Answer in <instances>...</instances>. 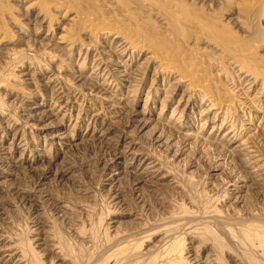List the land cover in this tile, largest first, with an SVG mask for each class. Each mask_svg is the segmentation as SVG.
<instances>
[{"label":"rangeland","instance_id":"rangeland-1","mask_svg":"<svg viewBox=\"0 0 264 264\" xmlns=\"http://www.w3.org/2000/svg\"><path fill=\"white\" fill-rule=\"evenodd\" d=\"M135 2L131 16V10H127L125 17L131 23L125 20L129 31L125 30L130 34L139 31L141 39L149 37L146 42L158 54L181 51L185 57H178L177 66L182 70L175 74L151 68L136 87L126 83L119 92L109 89L103 95L95 88L107 84L103 82L105 75L102 70L93 74L95 55L102 54L103 48L83 27L86 22L81 20L72 29L70 13L60 12L58 0H0V142L15 147L11 152L2 150L4 160H19L23 150L20 146L27 145L22 164L12 169L14 174L0 169L1 244L15 245L10 250H18L19 255L25 250L27 256L23 259L28 264H154L163 251L165 259L158 260L160 264L171 261L167 253L179 262L183 259L182 264H192L190 255L204 260L211 254V264H264V0L239 1V8H233V0ZM70 5L83 17V12L90 14L95 5L111 8L99 12L101 17L117 14L123 18L113 11L121 9L119 5L129 7L116 0H73ZM33 11L42 17L33 16L27 21L24 15ZM68 31L69 45H56L60 35H68ZM118 41L109 42L108 50H120ZM141 48L144 50L133 47V63L128 71L144 62L143 55L138 56ZM233 59L240 66L233 67ZM240 67L259 79V85L245 89L236 76ZM78 70L83 73L82 82L72 76ZM54 74V84L62 87L72 103H67L66 96L56 105L59 96L45 84ZM164 86H171L168 92L173 88L170 96L165 94ZM151 89L155 97L147 100ZM183 94L191 97L192 111L184 114L186 122L190 117L193 127L188 135L213 140L217 147L201 145L200 141L187 144L177 138L167 142L169 149L155 147L148 129L141 131L131 125L141 112L149 111L153 124L164 125L168 135L169 127L174 125L170 122L175 123L179 117L176 109L188 105L180 100ZM113 96L129 103L117 101L119 108L111 109ZM33 99L39 104H33ZM31 104L42 106L49 116L46 123L52 128L43 129L42 123L36 126L25 119L22 113ZM207 105L212 109L207 114H215L216 122L204 123ZM5 123L9 129L6 134ZM232 123L235 131L230 135H237L234 144L222 138L224 129H231ZM16 131L17 147L13 140ZM61 132H67L69 144L76 146H54L47 139V135ZM242 141L239 149L243 152H234ZM129 144L137 151L116 159L112 151L124 155ZM229 148L232 157L224 159ZM243 153L255 155L261 162L252 160L246 167L240 160ZM109 157L117 160L112 169L93 165ZM145 159L146 164L153 163L149 171L157 169V177L148 175ZM47 161L53 171L38 178ZM253 161L256 167L262 164L261 175L251 172L256 168ZM65 164L71 170L58 178L56 168ZM122 170L127 173L116 174ZM115 174L116 179H111ZM138 176L150 183L135 186L133 180ZM234 183L242 185L239 192L233 191ZM36 222L45 224L36 229Z\"/></svg>","mask_w":264,"mask_h":264},{"label":"bare ground","instance_id":"bare-ground-1","mask_svg":"<svg viewBox=\"0 0 264 264\" xmlns=\"http://www.w3.org/2000/svg\"><path fill=\"white\" fill-rule=\"evenodd\" d=\"M57 0H55V2H56ZM72 2H73V0H71ZM164 1V0H163ZM203 1V0H202ZM221 1V0H220ZM235 3V5H234V7L233 8H236V6H238L239 5V1H243V0H233ZM245 1V0H244ZM72 2H69L68 0H58V3H56L57 4V8L58 9H60L61 11L60 12H62L63 14H64V11H66V13L67 12H69L68 14H69V16H68V18H69V23L70 22H72V29L73 28H75V26H76V24H78L81 20H83L84 22H86L85 23V25L83 24V27H85L87 30H88V32L92 35V37H93V39L96 41V45H98L99 44V47H100V45H101V47L103 48V50H101V52H103L102 54H98V55H95L96 56V59L94 60V61H96V64L94 63V71H93V74H94V72H99V70H102V75H105V81H103V82H107V84L105 85V84H101V85H99V86H97L96 88H95V90H99V92H100V94L102 93L103 95H104V93L105 92H110V91H108L109 89H111L112 91H116V92H119L120 90H121V87L122 86H124V87H126V83H128V85L129 84H131L132 83V85H134L133 87H136L135 86V84H141L140 82H143L144 81V79H145V75H147V72L151 69V68H153V70H154V72L155 71H157V70H160V69H163V70H165V69H168V70H170V73H171V71L172 72H174L175 74L177 73V71H179V70H182V69H180V68H178V66H177V62L179 61V58L178 57H183V53L181 54V51H176L177 53L174 55V54H169L168 52V54L167 53H161L160 52V54H158L157 53V51L155 50V48L153 47V46H151V45H149L147 42H146V39H148L149 37H147V36H145L144 35V37L141 39V38H139L138 37V34L140 33L139 31L138 32H136V33H131L130 34V32H127V31H129V30H127L128 29V24H126L125 23V20L129 23L130 22V20L127 18V17H125L126 15H128L127 14V12L128 11H130V16L132 15V13H133V9L131 8V7H134V6H136V2H135V0H116V2H120V4H122V3H126V4H128L129 5V7H124L123 5H119V7H121V9H119V10H117V11H115L114 10V8H113V12H118L119 13V17H123V18H118V17H116L117 16V14H116V16L114 17V15L115 14H112V15H110V12L108 11V13H109V15L111 16H104V17H101V15L99 16L98 14H99V12L100 13H102V12H104V11H106V10H108V9H111L110 7L107 9V7L106 6H102L101 8L99 7V8H95V5H94V8H92L91 9V13L89 14V13H87V12H83L84 13V17H83V15H81V14H79V12H80V10H79V8H78V10H79V12L76 10V12L75 11H73V8L71 7L72 5H70ZM248 2V1H247ZM222 3V2H221ZM56 4H55V6H56ZM114 5V4H113ZM248 5V4H247ZM250 5V4H249ZM247 6V7H250V6ZM81 6V5H80ZM79 6V7H80ZM83 6H84V4H83ZM110 6V5H109ZM113 7H117V6H113ZM231 7V6H230ZM76 8V7H75ZM74 8V9H75ZM238 8H239V6H238ZM56 9V8H55ZM98 9V10H97ZM83 10H85V9H82L81 11H83ZM96 10V13H94V12H92V11H95ZM128 10V11H127ZM141 10H143V9H141ZM234 10V9H233ZM59 11V10H58ZM75 12V13H74ZM56 13V12H55ZM58 13V12H57ZM107 13V14H108ZM244 13V12H243ZM246 13V12H245ZM1 14V13H0ZM96 14V16H94ZM230 14V13H229ZM42 15L43 14H41L40 12H37V11H33V12H29V14L28 15H24V17H25V19L27 20V21H30V20H32V17H33V19L34 18H36V19H40L41 17H42ZM61 16H63L62 14H61ZM65 16V15H64ZM129 16V17H130ZM2 17V16H1ZM1 17H0V19H1ZM99 17H100V19H99ZM144 18V17H143ZM45 18H43V20L42 21H44L45 22V20H44ZM54 19H55V17H54V15L51 17L50 16V22H49V24L51 23L52 24V22L54 21ZM118 19V20H117ZM237 19L238 18H236L235 20L237 21ZM10 20V19H9ZM101 20V21H100ZM21 21V20H20ZM163 21H165V20H163ZM83 22V23H84ZM26 23V22H25ZM100 23H102V25H100ZM131 23V22H130ZM48 24V25H49ZM50 24V25H51ZM237 24V23H236ZM80 25H82V23H80ZM133 25V24H132ZM238 25H240V21H238ZM2 26V25H1ZM52 26V25H51ZM135 26V25H134ZM43 27V26H42ZM69 27V28H70ZM78 27V26H77ZM76 27V28H77ZM41 28V27H40ZM70 28V29H71ZM79 28V27H78ZM82 28V27H81ZM166 28V27H165ZM63 29V31H64V28H62ZM85 29V30H86ZM127 31H126V30ZM51 30V29H50ZM69 30V29H68ZM75 30V29H74ZM74 30L72 31V33H74ZM78 30V29H77ZM76 30V31H77ZM81 30V29H80ZM54 31V30H53ZM70 31V30H69ZM69 31L68 32H66L67 34L69 33ZM82 31H83V29H82ZM87 32V31H86ZM88 33V34H89ZM115 33H117V34H115ZM144 33H145V31H144ZM69 34H71V33H69ZM68 34V35H69ZM87 34V33H86ZM87 34V35H88ZM68 35H65V33L63 34H61L60 35V41L58 42V43H56V45L57 44H59V45H61V46H63L64 47V45H69V44H67L66 42H68L69 43V40H67V39H70V35L68 36ZM50 38V37H49ZM118 40H120V41H118ZM113 41H115V42H119V48H120V50H118L117 48V51H115L114 50V52L113 51H110V50H108V48H110V45H109V42H113ZM45 43H47V42H45ZM70 43H71V41H70ZM91 43V42H90ZM55 44V43H54ZM54 44H53V46H54ZM63 44V45H62ZM118 44V43H117ZM72 45V44H71ZM57 47V46H56ZM87 47V46H86ZM133 47H143L144 48V50L141 48V51L139 52V54H138V56L139 55H143L142 57H144V62H140L141 64H139V66L136 68V69H133L132 71H128V68H129V66L133 63V57H134V55H133V51L132 50H134L133 49ZM59 48V47H58ZM62 49H64V48H61V50ZM96 49V48H95ZM65 50H66V48H65ZM92 51V50H91ZM135 51V50H134ZM68 52V51H67ZM130 52V53H129ZM53 53V52H52ZM90 53V52H89ZM100 53V52H99ZM138 53V52H137ZM54 55L53 56H55V53H53ZM95 54V53H94ZM112 54V55H111ZM126 54H127V56H128V58H126ZM115 56H117V58L118 59H116L115 58ZM181 57V58H182ZM185 57V56H184ZM183 57V58H184ZM136 59V58H135ZM229 61V60H228ZM227 61V62H228ZM232 62H230V64L231 65H233V67H235V68H237L238 66H240V65H238L236 62L238 61H236V62H234V59L233 60H231ZM135 62H136V60H135ZM239 63V62H238ZM241 64V63H240ZM20 65V64H19ZM245 66V65H244ZM80 70V69H79ZM76 71V73H75V75H72L73 76V78L75 79V81L76 82H82V80L84 79V76H83V73H81L80 71ZM162 70V71H163ZM168 70H165V71H168ZM233 70V69H232ZM235 70V69H234ZM233 70V71H234ZM237 70V72H238V74L236 75V76H239V79H241V81L243 82V86H244V88L245 89H247V90H249L250 88H253V87H255V86H257V85H259V83H258V81H259V79H258V81H257V78L256 77H254V76H252L248 71H247V69L246 68H244V69H242V67H240V68H238V69H236ZM246 70V71H245ZM232 71V72H233ZM19 72V71H18ZM25 72H27V71H25ZM152 72V71H151ZM30 73V72H29ZM96 73V74H97ZM158 73V72H157ZM156 73V74H157ZM179 73V72H178ZM25 74H27V73H25ZM33 75V74H32ZM98 75V74H97ZM254 75V74H253ZM24 76V75H23ZM96 76V75H95ZM164 76V75H163ZM173 76V75H172ZM235 76V75H234ZM154 77H156L157 78V75L156 76H154ZM257 77H258V75H257ZM25 78V77H24ZM85 78H87V76L85 77ZM152 79V81L153 80H157V79ZM189 78V77H188ZM235 78H237V77H235ZM31 79H33V78H31ZM55 79H56V77H55V74L52 76V77H49V79L47 80V83H45V84H47V86H48V88L50 87V88H52V94L53 95H56L58 98H59V100L58 101H60V103L57 101L56 102V105L57 104H61L62 102H64V99L66 98V96H68L67 94H66V92L64 93V91H63V89H62V87L60 86V87H58L59 86V84H54V82H55ZM89 79V78H88ZM185 79V78H184ZM186 79H187V77H186ZM261 79V78H260ZM58 80V79H57ZM189 81H190V79H188ZM261 80H263V79H261ZM25 81V80H24ZM28 81V80H27ZM30 81V80H29ZM237 81V80H236ZM154 82V81H153ZM183 82V81H182ZM260 82V81H259ZM60 83V82H59ZM163 83V82H162ZM166 83V82H165ZM191 83V82H190ZM239 83V82H238ZM61 84V83H60ZM87 84V83H86ZM164 84V83H163ZM167 84V83H166ZM169 84V83H168ZM187 84V83H186ZM240 84V83H239ZM263 84H264V82H263ZM262 84V85H263ZM108 85V86H107ZM132 85H130V86H132ZM116 86V88L114 89V87ZM179 86V85H178ZM240 86V85H239ZM242 86V85H241ZM242 86V87H243ZM264 86V85H263ZM128 87V86H127ZM133 87L131 88V89H133ZM151 87V86H150ZM165 87V86H164ZM169 87H171V86H169ZM169 87L167 88V86L165 87L166 89H164L165 91V94L166 95H168V96H170V94L171 93H173L172 91V89L173 88H171V90L168 92V89H169ZM174 87V86H173ZM242 87H240V88H242ZM89 88V87H88ZM130 88V87H129ZM128 88V89H129ZM160 88H162V87H160ZM204 88V87H203ZM44 89V88H43ZM130 89V90H131ZM200 89V88H199ZM260 89V88H259ZM93 90V89H92ZM155 90V89H154ZM245 91V93L246 92H248V91ZM48 91V90H47ZM129 91V90H128ZM163 91V90H162ZM198 91V90H197ZM233 91H235V90H233ZM239 91V90H238ZM241 91H244V89L243 90H241ZM81 92V91H80ZM91 91H89V93H90ZM131 92H132V90H131ZM149 92H150V95L151 96H149V95H147V100H149V99H151L152 98V96H154L155 97V94L153 93V90L151 89V90H149ZM157 93L156 94H159V93H161L160 91H156ZM168 92V93H167ZM240 92V91H239ZM258 92V91H257ZM256 92V93H257ZM260 92V91H259ZM263 92V91H262ZM50 93V94H51ZM88 93V92H87ZM200 93V92H199ZM244 93V94H245ZM52 94H51V96H52ZM111 94V93H110ZM102 95V96H103ZM113 95V94H112ZM165 95V98H168L167 96ZM197 95V94H196ZM208 95V94H207ZM241 95V94H240ZM188 96V95H187ZM187 96H184V94H183V96L181 97V101H184V102H187V104L188 105H186L182 110H181V108H179V109H176V111H175V113L177 112V115H179V117H178V120L175 122V123H173V122H170V123H172V124H174V125H172V126H170L169 127V134L167 135V134H165V130H167L168 128H166L165 129V126L164 125H162L161 123H158V122H156L155 124H153L154 122H153V120L152 119H150V115H149V111L148 112H145V111H143V112H141L140 114H139V116L138 117H136V118H134L133 119V121H131L132 122V124L131 125H133L134 127H136V128H140V130L142 131V130H145V129H148V131H149V133H150V139L152 140V142L154 143V146L155 147H159V148H165V149H169V140H174L175 138H177L178 140H183V141H186V142H188L187 144H191V143H193V142H198V141H200V143H201V145H204V146H214V147H217V145L216 144H214L213 143V140L210 142H208V141H203V140H201V139H199V138H196V139H194L192 136H189L188 134H190L191 132H188L189 131V129L190 128H193V127H191V125H192V122H191V120H190V117H189V119L187 120V122H186V119L187 118H185L184 117V114H185V112L186 111H190L191 110V106H190V98L188 97L187 98ZM106 97V96H105ZM104 97V98H105ZM197 97V96H196ZM201 97V96H200ZM31 98H33V97H31ZM30 98V99H31ZM76 98V97H75ZM107 98V97H106ZM111 98H113V99H115V100H113L114 101V104L118 101V102H120V103H122L123 105H126V103H129V102H126V101H124V100H122L121 98H116L115 96H113V97H111ZM25 99V98H24ZM23 99V100H24ZM74 99V98H73ZM200 99V98H199ZM203 99H204V96H203ZM28 100V99H27ZM134 100L135 99H133L131 102L133 103L134 102ZM211 100V99H210ZM218 100V99H217ZM128 101V100H127ZM130 101V100H129ZM213 101V100H212ZM73 102V100H72V98L71 97H69L68 96V100H67V103H72ZM163 102H164V100H163ZM38 102H37V99H33V104H37ZM148 103V102H147ZM146 103V104H147ZM179 103H180V101H179ZM33 104H31V105H29V106H27V107H25V112L24 113H22V115H24V117H25V119H27V121L28 122H32L33 124H35L36 126H38L39 124H41L42 125V128L43 129H47V128H52L53 127V125L51 124V123H46V121L48 120V114L47 113H45L44 111H42V106L41 105H39L38 107H34L33 106ZM39 104V103H38ZM42 104V103H41ZM112 105V104H110V108L111 109H114V108H119L118 106H116V104L115 105ZM193 104V103H192ZM210 104V103H209ZM211 105V104H210ZM210 105H207V107L208 108H204V110H203V114H206V120L204 121V123H206L207 122V120H209V121H214V122H216V118H217V116L215 115V114H213V116H211V114H207L208 113V111H210V110H212L211 109V106ZM66 106V105H65ZM163 107V106H162ZM189 107V108H188ZM61 108H63V107H61ZM178 110V111H177ZM173 111V112H174ZM192 111V110H191ZM201 111V110H200ZM213 113V112H212ZM193 114V113H192ZM228 114V113H227ZM226 114V115H227ZM215 115V116H214ZM232 115V114H231ZM159 116V115H158ZM228 116V115H227ZM183 117H184V120H183ZM201 118V117H200ZM229 119V118H228ZM217 120H219V119H217ZM4 121V120H3ZM159 121V120H158ZM7 122V121H6ZM225 123V122H224ZM235 123V122H234ZM6 124V126H5V130H6V132H5V134L7 133V131L9 130V129H7V123H5ZM32 125V124H31ZM224 125H226V124H224ZM232 125H233V123H232ZM235 124L232 126V128L231 129H229V130H226V129H224L225 130V132L223 133V135H222V138H225V141H226V139H227V141H229V142H233V144H234V142H235V138H237L236 136V133L235 134H233L232 136L230 135L233 131L232 130H234L235 129ZM175 129V130H173V129ZM52 129H49V132L51 131ZM177 130H179V131H177ZM185 131H187V132H185ZM235 131V130H234ZM52 132V131H51ZM3 133H4V131H3ZM196 133V132H195ZM17 134V131H16V133H14V137H13V140H14V143H15V146L17 147V139H18V135H16ZM192 134V133H191ZM236 135V136H235ZM2 136H5V135H2ZM251 137V136H250ZM47 139H49L51 142H52V145H54V146H66V145H70L69 147L70 148H72L73 146H76L75 144H69V141H70V137H69V134L67 133V132H61V133H58V134H49V135H47ZM206 139V138H205ZM22 140V139H21ZM95 140V139H94ZM93 140V141H94ZM98 139H96V141H97ZM210 140V139H209ZM224 140V139H223ZM245 141V140H244ZM167 142H168V144H167ZM247 142V141H246ZM21 143H23V141L21 142ZM152 143V144H153ZM215 143H217V142H215ZM220 143V142H219ZM226 143H228V142H226ZM221 144V143H220ZM166 145V146H165ZM223 145V144H222ZM243 145V141L239 144H237L236 145V147H234L235 149H234V152H243L242 151V149H239L241 146ZM244 145H246V144H244ZM19 146V145H18ZM26 144L24 143L23 144V146H20L21 147V149H23L22 150V153H21V156H20V159L19 160H7V161H5L4 160V158H5V154H4V152L2 151V150H6V149H8L10 152L11 151H15V147L14 146H9V147H5L3 144H2V142H0V169H2V170H6L5 172H9V173H11V174H14L13 173V171H12V169L13 168H15V167H17V166H19V165H21L22 164V160H24V158L25 157H23V152H25V150H26ZM72 146V147H71ZM23 147H25V148H23ZM243 147V146H242ZM256 147V146H255ZM66 148V147H65ZM126 148H129V150L128 151H124V155L122 154V153H115L114 151H112L113 153H114V155H115V158L116 159H119L120 157H127V156H129L128 155V152H130V151H132L131 152V154L133 155V152L135 153L136 151H137V149H136V147H134L133 145H128V147H126ZM228 148V147H227ZM246 148V147H245ZM14 149V150H13ZM135 149H136V151H135ZM233 149V148H232ZM236 150V151H235ZM246 150H248L247 152L249 153V152H251L248 148H246ZM69 151H71V149L69 150ZM229 151H230V148H229ZM6 152V151H5ZM220 152V151H219ZM258 152V151H257ZM248 153H243V158H241L240 160H242L243 161V163L246 165V167L248 166V165H250L251 163H252V160H255L256 162H258V163H260L261 162V160L260 159H256V158H258L257 156H256V158H255V155L253 156H249V154ZM9 154V153H8ZM105 154V153H104ZM231 154H233V152L231 153V151L230 152H224V155H226L225 156V158L224 159H228V157H230L231 156ZM240 154V153H239ZM253 154H254V152H253ZM256 154V153H255ZM236 155V154H235ZM150 156V155H149ZM237 156V155H236ZM99 157V156H98ZM104 157V156H103ZM232 157V156H231ZM11 158V157H10ZM107 158V157H106ZM260 158V157H259ZM98 159V158H97ZM230 159V158H229ZM96 160V159H95ZM93 161V160H92ZM12 162V163H11ZM145 162V164H146V162H147V159H145V160H143V163ZM254 162V161H253ZM93 163V162H92ZM95 164H93L97 169L102 165V168H100V169H112L116 164H117V160H113L112 158H108V159H98V161L97 162H94ZM257 163V164H258ZM47 165H46V167L44 168V170H43V172H40V174L38 175V178H42V177H44V176H47V174H49V173H51L52 171H53V168L51 167V165H49V162L47 161V163H46ZM256 163L254 162V164L253 165H255ZM89 165H91V164H89ZM261 165L262 164H260V166H257L256 167V165L255 166H253V167H256L254 170H252L251 172H254L255 173V175H259L260 173V171L262 170V168H261ZM92 166V165H91ZM154 165H153V163L152 162H149V163H147L146 164V168L145 169H147L148 171H147V173H148V175H151L152 177H157L158 176V172H157V169L156 170H154V171H149V169L150 168H152ZM264 165H262V167H263ZM251 168V167H250ZM69 170H71V166L70 165H68V164H65V165H63V166H59V167H57L56 168V171H55V174L58 176V178H62L63 176H66V172H68ZM250 172V171H249ZM124 173H127V172H125V170H122L121 172H118V173H116V174H119V175H122V174H124ZM111 175V179H113V180H115L116 179V176L117 175ZM251 174V173H250ZM241 175V174H240ZM252 175V174H251ZM254 175V174H253ZM261 175V174H260ZM263 176H264V174H263ZM165 177V176H164ZM244 177H246V175L244 176ZM253 177V176H252ZM256 177V176H255ZM45 178V177H44ZM242 179H243V177H241ZM240 178V179H241ZM258 178V177H257ZM159 179L160 180H162V177L160 178L159 177ZM234 179V178H233ZM255 179V178H254ZM149 179H147V180H145V179H143V178H141V176H138V177H136L134 180H133V183H134V185L135 186H137L139 183H141V182H146V181H148ZM258 180V179H257ZM163 181V180H162ZM238 181V180H237ZM246 181V180H245ZM264 181V180H263ZM256 182V181H255ZM255 182H253V183H255ZM148 183H150V181H148ZM147 183V184H148ZM35 184V183H34ZM42 184V183H41ZM243 184V183H242ZM235 187H234V189H233V191H235V192H239L238 190H240V188H242V185L240 186V185H238V183H234L233 184ZM249 185V184H248ZM258 185V184H257ZM260 185V184H259ZM258 185V186H259ZM250 186V185H249ZM138 188V187H137ZM18 193V192H17ZM19 194V193H18ZM237 198V197H236ZM43 224H45V223H43V222H36V225L35 226H38V228H36V229H40L41 227H43ZM40 225V226H39ZM44 238H38V239H36V240H43ZM80 240V239H79ZM175 242V241H174ZM2 243V240H0V254H2V256H0V264H28V262L26 263V261L23 259V257H26L27 255L25 254V250L23 251V250H21V251H23L24 252V254H25V256H23L24 254L22 253V254H20L19 255V253L17 252V251H12V250H10L12 247L11 246H13V245H11V246H8V245H2L1 244ZM59 243V242H58ZM41 244V243H40ZM39 244V245H40ZM61 244V243H60ZM44 245V244H43ZM57 245V244H56ZM170 245H173V244H170ZM15 246V245H14ZM13 246V247H14ZM54 247H55V245H53ZM17 247V246H16ZM15 247V248H16ZM20 247H18V248H16V249H19ZM169 248H171V247H169ZM63 249V248H62ZM20 250V249H19ZM64 250V249H63ZM7 251H9V252H7ZM27 251V250H26ZM60 251V250H59ZM171 252V251H170ZM173 252V251H172ZM65 253V252H64ZM68 253V252H67ZM33 254H34V252H33ZM63 254V253H62ZM214 254H216V253H214ZM69 255V254H68ZM173 255V254H172ZM170 253H167L166 254V257H168L169 259H171V261L170 262H168L169 264H182V261H183V259H182V261L181 262H179L178 260H176L173 256H172ZM177 255V254H176ZM34 256V255H33ZM62 256H64V255H62ZM172 256V257H171ZM35 257V256H34ZM59 257V256H58ZM188 257H191V259H190V262L192 263V264H211L212 262H214V258L212 257V254L210 255V256H206L205 257V259L203 260V258H201L200 256H196V255H193V256H188ZM217 257V256H216ZM60 258V257H59ZM163 260V259H165V252L163 251V253L158 257V260ZM27 260V259H26ZM60 260H62V259H60ZM158 260H157V262H155L154 264H160L159 262H158ZM168 260V259H167ZM219 260V259H218ZM184 262V261H183ZM67 263V262H66ZM76 262H74V264H75ZM167 263V264H168ZM220 263L222 264V261H220ZM33 264V263H32ZM62 264H64L63 262H62ZM71 264V263H70ZM73 264V263H72ZM161 264H166L165 263V261L164 262H162Z\"/></svg>","mask_w":264,"mask_h":264}]
</instances>
